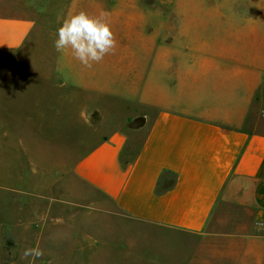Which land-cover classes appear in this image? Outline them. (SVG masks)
Listing matches in <instances>:
<instances>
[{
    "label": "crops",
    "instance_id": "0c3cea01",
    "mask_svg": "<svg viewBox=\"0 0 264 264\" xmlns=\"http://www.w3.org/2000/svg\"><path fill=\"white\" fill-rule=\"evenodd\" d=\"M80 11L106 13L117 42L91 68L54 47L57 28ZM6 76L35 86L37 117L41 83L52 114L78 105L95 131L109 105L143 112L95 133L74 166L147 225L90 240L87 264H264V0H0ZM24 212L22 233L49 230L45 216L29 224ZM65 239L45 241L57 250Z\"/></svg>",
    "mask_w": 264,
    "mask_h": 264
},
{
    "label": "rangeland",
    "instance_id": "374dc122",
    "mask_svg": "<svg viewBox=\"0 0 264 264\" xmlns=\"http://www.w3.org/2000/svg\"><path fill=\"white\" fill-rule=\"evenodd\" d=\"M41 45L46 52V41ZM35 91L26 80L0 78V166L6 167L0 168V264H30L33 258H25L24 251L39 241L43 255L35 264H73L74 260L87 264L95 261L87 247L90 240L111 243L119 240L115 239L118 228L133 226L128 234L137 236L147 225L126 218L113 202L79 180L74 166L100 139L95 133H105L111 121L143 112L109 105L107 124L95 131L84 127L78 105L52 114L48 89L42 83L37 117L35 97L34 102L31 99ZM144 130L134 137L136 141L143 139ZM22 208L29 224L35 215L45 216L49 230L37 236L22 233L17 228V212ZM49 237L62 244L65 237L69 248L48 249Z\"/></svg>",
    "mask_w": 264,
    "mask_h": 264
},
{
    "label": "clouds",
    "instance_id": "9594fccd",
    "mask_svg": "<svg viewBox=\"0 0 264 264\" xmlns=\"http://www.w3.org/2000/svg\"><path fill=\"white\" fill-rule=\"evenodd\" d=\"M106 17V13L93 16L80 11L65 18L56 30V51L63 55L70 50L72 56L87 68L103 61L115 50L117 43ZM42 255L39 247L24 251L25 258H33L30 264H35V260Z\"/></svg>",
    "mask_w": 264,
    "mask_h": 264
}]
</instances>
